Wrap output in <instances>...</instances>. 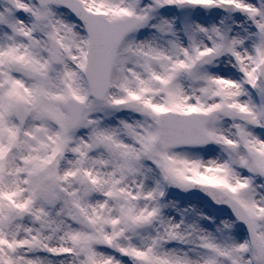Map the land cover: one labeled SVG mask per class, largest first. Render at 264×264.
<instances>
[{
	"label": "snow or ice",
	"instance_id": "obj_1",
	"mask_svg": "<svg viewBox=\"0 0 264 264\" xmlns=\"http://www.w3.org/2000/svg\"><path fill=\"white\" fill-rule=\"evenodd\" d=\"M0 264H264V0H0Z\"/></svg>",
	"mask_w": 264,
	"mask_h": 264
}]
</instances>
